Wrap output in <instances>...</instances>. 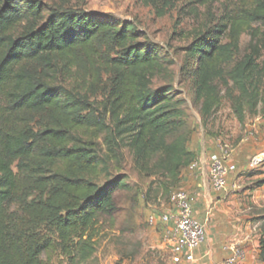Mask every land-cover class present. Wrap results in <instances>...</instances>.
Here are the masks:
<instances>
[{
  "label": "trees",
  "instance_id": "trees-1",
  "mask_svg": "<svg viewBox=\"0 0 264 264\" xmlns=\"http://www.w3.org/2000/svg\"><path fill=\"white\" fill-rule=\"evenodd\" d=\"M45 13L42 0H0V264H90L96 251L92 227L116 213L115 194L130 188L124 174L103 185L98 178L122 163L125 149L169 195L198 159L187 135L169 139L186 123L185 100L172 84L152 87L167 62L151 44L138 42L132 23L86 12ZM253 22L264 25V0H251L236 17L224 14L186 48L204 122L221 105L222 86L241 124L247 111L264 112L262 50L254 45L224 68L240 30ZM228 30L231 41L223 42ZM103 37L117 47L115 56L101 50ZM82 60L116 74L99 104L55 84L57 73ZM31 62L42 71L30 69ZM34 113H50L52 122L36 128ZM257 183L264 185V177Z\"/></svg>",
  "mask_w": 264,
  "mask_h": 264
},
{
  "label": "rangeland",
  "instance_id": "rangeland-1",
  "mask_svg": "<svg viewBox=\"0 0 264 264\" xmlns=\"http://www.w3.org/2000/svg\"><path fill=\"white\" fill-rule=\"evenodd\" d=\"M47 16L51 11L86 12L99 18L132 23L138 32V42L151 44L156 52L166 60L165 69L154 77V89L172 84L178 98H183L185 125L170 136L187 135L190 149L216 144L222 140L230 145L229 158L237 164L235 180L237 189L228 197L229 218L235 222H256L261 226L264 216V185L257 181L264 177V112L252 115L247 111L241 124L234 113L227 89L222 86V102L213 115L204 122L200 113L201 104L195 97V85L189 75L190 65L186 58V48L193 42L198 31L215 26L224 15L236 17L242 8L250 6L251 0H42ZM238 47L233 59L224 64L226 71L248 55L257 45L264 54V25L253 22L244 26L237 37ZM223 42H230L229 30ZM99 46L103 53L115 56L117 47L107 43L103 37ZM196 61L193 63V66ZM28 67L38 73L41 64L31 62ZM55 84H61L86 95L98 104L105 98L117 77L108 70L88 62H78L71 69L55 75ZM232 86V84H231ZM238 94L237 91H235ZM262 107V106H261ZM260 107V108H261ZM31 125L38 128L43 123H51L50 113H34ZM83 133V132H82ZM86 134V133H84ZM121 164L114 165L108 175H100L98 183L103 185L108 179L124 174L130 184L128 190L115 194L117 211L110 217H102L92 227L95 232L96 251L90 264H167L171 257V246L166 236L168 226L157 221L152 224L151 215L174 211L170 195L164 193L150 176L136 165L133 155L124 150ZM158 157L154 158V161ZM118 169V170H116ZM183 189L181 186L175 188ZM55 263L57 259L54 258Z\"/></svg>",
  "mask_w": 264,
  "mask_h": 264
},
{
  "label": "crops",
  "instance_id": "crops-1",
  "mask_svg": "<svg viewBox=\"0 0 264 264\" xmlns=\"http://www.w3.org/2000/svg\"><path fill=\"white\" fill-rule=\"evenodd\" d=\"M198 159L194 167L182 171L180 186L192 197L193 215L197 220L206 221V241L195 252L191 261L183 260L180 263L173 261L174 253L167 264H262L259 258L261 227L256 222H235L229 218L228 197L236 191L237 182L235 173L229 178L231 189L224 194L217 191L210 178V156L216 149L211 142L201 147L196 143ZM235 185V187H232ZM158 222H155V224ZM162 223V222H161ZM168 228L174 222L166 224ZM167 228V229H168ZM235 250H240L242 256L234 263L228 260L234 256Z\"/></svg>",
  "mask_w": 264,
  "mask_h": 264
},
{
  "label": "built area",
  "instance_id": "built-area-1",
  "mask_svg": "<svg viewBox=\"0 0 264 264\" xmlns=\"http://www.w3.org/2000/svg\"><path fill=\"white\" fill-rule=\"evenodd\" d=\"M231 153L230 145L218 140L216 150L210 156L211 182L217 191L224 194L229 193L231 189L229 178L238 169L237 164L229 160ZM255 159L256 163L264 161L261 158ZM194 166L193 163L191 167ZM169 198L174 211L160 216L151 215L150 221L152 224H155L156 221L164 224L174 222V226L166 231L171 250L174 253L173 261L176 263H180L184 259L191 261L195 258L196 250L206 241V221H200L194 217L192 197L186 190L176 189L171 192ZM240 256H242V252L235 250L234 256L228 262L234 263Z\"/></svg>",
  "mask_w": 264,
  "mask_h": 264
}]
</instances>
